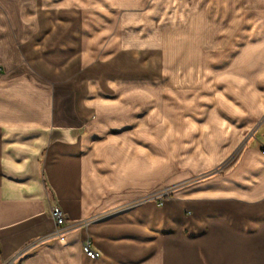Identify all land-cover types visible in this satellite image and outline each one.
I'll return each mask as SVG.
<instances>
[{
  "label": "crops",
  "instance_id": "obj_1",
  "mask_svg": "<svg viewBox=\"0 0 264 264\" xmlns=\"http://www.w3.org/2000/svg\"><path fill=\"white\" fill-rule=\"evenodd\" d=\"M175 1L181 9L188 2ZM74 3L0 0V264H264V157L255 147L264 132L228 176L189 185L160 206L142 197L168 176L149 183L157 154L137 142H148V123H165L161 88L117 75L105 89L98 77L85 84L90 29L118 30L111 42L120 50L161 46L148 14L170 0H99L92 11ZM73 63L82 71L74 77ZM210 127L187 157L195 170L213 171L225 152L218 145L235 132ZM56 207L67 216L62 228Z\"/></svg>",
  "mask_w": 264,
  "mask_h": 264
},
{
  "label": "rangeland",
  "instance_id": "obj_2",
  "mask_svg": "<svg viewBox=\"0 0 264 264\" xmlns=\"http://www.w3.org/2000/svg\"><path fill=\"white\" fill-rule=\"evenodd\" d=\"M80 1L74 0V11L81 10ZM82 1L88 11L101 6L99 0ZM176 2L170 0L164 11L148 14L161 32V46L148 47L139 41L134 45L136 49L120 50L111 42L119 37L118 30L111 27L89 31L92 37L88 39V50L92 56L85 67V84L88 81L90 87L98 77L105 89L113 76L130 77L147 81L148 87L159 85L165 97V123H148V142L141 141L144 135H139L137 142L157 154L148 165L149 183L168 176L165 185L152 187L142 197L150 201L162 194L164 202L189 185L218 175L228 176L250 141L264 132V0H188L183 9L176 8ZM61 12L57 14L58 23L64 16ZM74 32L83 37L80 31ZM77 66L72 64L70 75L82 73ZM76 80L79 82L80 76ZM106 90L111 101L118 98ZM96 95L89 94V101ZM146 111L137 115L142 117ZM210 123L217 135H225L230 127L235 132L229 140L219 142L218 148L225 152L211 167L213 171L195 170L187 157L202 129L204 134L208 132ZM256 145L263 158L264 139H258ZM162 151L169 159L160 157ZM175 154L178 158L173 159L170 155ZM194 156L190 158L194 160ZM172 167L175 172H171ZM179 178L182 180L177 182Z\"/></svg>",
  "mask_w": 264,
  "mask_h": 264
},
{
  "label": "built area",
  "instance_id": "obj_3",
  "mask_svg": "<svg viewBox=\"0 0 264 264\" xmlns=\"http://www.w3.org/2000/svg\"><path fill=\"white\" fill-rule=\"evenodd\" d=\"M1 71V68H0ZM264 153V150H263ZM164 196V195H163ZM162 194L161 195H157L156 197H154L153 199H157L155 201H157L158 205H162L163 204V198ZM52 216L53 219L56 223L57 228H62L66 225L67 223V216L66 214L63 212V210L60 207H56L53 209L52 212ZM83 251L85 253V255L89 258V259H96L97 258V254L96 252L92 249L91 243L90 242H86L83 245Z\"/></svg>",
  "mask_w": 264,
  "mask_h": 264
}]
</instances>
